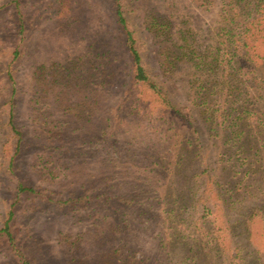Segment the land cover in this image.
Wrapping results in <instances>:
<instances>
[{"label": "rangeland", "instance_id": "rangeland-1", "mask_svg": "<svg viewBox=\"0 0 264 264\" xmlns=\"http://www.w3.org/2000/svg\"><path fill=\"white\" fill-rule=\"evenodd\" d=\"M223 1L205 9L191 0H120L144 63L176 104L189 106L196 137L149 90L127 97L129 60L113 0H0V228L12 209L22 255L34 264H172L169 244L173 264H181L178 253L198 236L231 249L224 263L264 264V216L235 230L260 201L237 200L250 181V159L219 157L225 136L198 113L195 58L167 74L158 65L161 46L178 49L181 36L200 52L211 47ZM159 15L171 22L164 42L148 30ZM93 68L105 71L102 85L95 77L79 91L71 77ZM137 93L138 104L131 102ZM19 184L31 191L17 194ZM200 251L207 264L217 262L216 249ZM20 262L1 239L0 264Z\"/></svg>", "mask_w": 264, "mask_h": 264}, {"label": "trees", "instance_id": "trees-1", "mask_svg": "<svg viewBox=\"0 0 264 264\" xmlns=\"http://www.w3.org/2000/svg\"><path fill=\"white\" fill-rule=\"evenodd\" d=\"M191 2L205 9L214 4V0H191ZM112 13L116 25L123 34V45L129 60L130 79L127 97H132L130 92L134 89H139V93L141 89L149 90L157 103L170 110L174 116L177 115L176 117L185 122L190 129L192 128V134L197 137V130L193 123L194 118L189 106L176 104L166 83L159 80V76L156 73L153 74L144 63L134 30L130 27L128 16L120 0H113ZM219 15L221 21L216 28L214 41L211 47L205 49V52H200L195 48L194 42L188 43V40L181 36L182 44L178 49L161 46L158 52V65L162 72L167 74L176 69L184 57L195 58V66L201 72L200 75H196L191 79V83L195 89V94H197V97H194L198 98L195 101L200 110L198 113L203 118L205 116L208 125H214V128L218 129L216 131L225 136V140L222 139V144H219V149L223 150V154H219V157H222V160L226 155V151H229V157H237L239 153L240 159L245 162L250 159V165L252 164L254 167L253 170L247 171L250 181L248 184L245 183V190L242 191L243 195L237 200L245 201L246 205L251 198L256 196L260 201L256 203L258 205L255 204L251 209L244 211L245 218L235 220V230L236 227H240V231H244L248 228L246 221L257 214L264 216V172L260 175L257 174L263 170L261 164H264V0H224ZM149 23L148 30L153 29L154 35L162 37L163 42L168 40L171 27V22L168 19H162L160 15L154 16ZM21 26H23L22 22ZM18 53L17 48L14 51L15 57ZM76 73L74 74L76 77H71L70 81H75L79 91L82 90L84 85L89 84L92 78L97 77V80L100 79L98 82L101 83V77L105 75V71L101 73L98 68H93L86 74L78 71ZM212 74L214 79H211ZM139 93L135 94L131 102L138 104ZM211 96H213V99ZM206 109L208 112H206ZM159 110H156V112ZM153 114L151 110L145 113L147 117L153 115V118H155V112ZM165 120L168 121L167 118ZM8 123L17 137L18 151L21 132L14 124L12 109ZM201 161L202 158L199 161L200 168L202 167ZM236 162L235 160L233 164L229 165L230 168L237 167ZM222 168L225 169V166ZM253 174H255V178H251ZM243 179L244 177L241 181ZM241 181L236 180L233 187ZM24 190L31 191L30 188H25L22 184H19L17 194ZM235 190L241 189L237 186ZM200 198L202 199L203 195ZM233 204L235 203L231 201L229 206L232 205L231 207H233ZM202 205L204 209L209 210L206 201H203V199ZM242 207L243 205L237 209V216L240 214V210L243 209ZM12 215L13 211L10 209L3 226L0 228V240L6 241L14 250L19 261H21L20 264H34L29 254L24 253L22 255L19 252L20 247L17 238L20 236L15 234L12 229L10 223ZM230 226L227 225L226 232L230 230L229 228H232ZM194 237V241L189 243L188 253L184 255L182 253L180 257L178 253L176 258L178 263L207 264L208 261L203 255L204 252L200 249H205V255H209L210 249H216L217 262L215 264H235L233 262L237 258H232V263H224L225 259L222 258L224 251H230L231 249L221 248L216 240L215 242L213 240L206 241L204 237ZM168 246L165 245V257L173 264L172 260H174L177 252H172ZM238 252L240 251L238 250L235 255H238ZM252 263H255V261Z\"/></svg>", "mask_w": 264, "mask_h": 264}]
</instances>
